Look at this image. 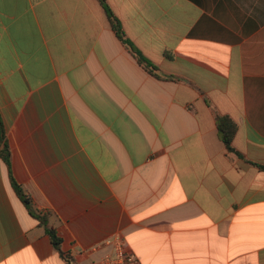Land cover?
<instances>
[{"label": "crops", "instance_id": "0c3cea01", "mask_svg": "<svg viewBox=\"0 0 264 264\" xmlns=\"http://www.w3.org/2000/svg\"><path fill=\"white\" fill-rule=\"evenodd\" d=\"M0 113L78 264L118 237L140 264H264V0H0ZM0 264H68L1 156Z\"/></svg>", "mask_w": 264, "mask_h": 264}, {"label": "trees", "instance_id": "16d2710c", "mask_svg": "<svg viewBox=\"0 0 264 264\" xmlns=\"http://www.w3.org/2000/svg\"><path fill=\"white\" fill-rule=\"evenodd\" d=\"M100 1L104 4L106 3V0H100ZM107 13L113 30L118 34L119 38L122 40L124 45H126V47L130 50V52L134 54L139 64L148 71H150L154 76L159 77V75L156 72L157 68L152 66L143 57V55L133 47L131 42L126 38L120 21L116 18V16L112 13V11L108 7H107ZM217 124H218L219 137L222 140V142L225 144L226 148L230 152L236 153L238 156L245 158L233 146V141L238 129L237 124L231 118L223 117V116L218 117ZM0 156L10 170L11 183L14 188V191L16 192L17 196L22 200V202L26 206L31 216L39 220L41 225L46 229V232L52 241V245L55 251L58 252L67 261L68 264H78V262L75 260L73 256H71L69 253L64 252L63 239L58 233V230L53 226H51L49 220V214L47 215L37 214L33 209L30 196L25 192L23 187L16 181L12 170L11 148L7 138L6 128L1 113H0ZM252 165L264 171V166L253 163Z\"/></svg>", "mask_w": 264, "mask_h": 264}, {"label": "built area", "instance_id": "2783aa9c", "mask_svg": "<svg viewBox=\"0 0 264 264\" xmlns=\"http://www.w3.org/2000/svg\"><path fill=\"white\" fill-rule=\"evenodd\" d=\"M108 245L112 248L111 253L95 264H140L138 258L125 248L120 237L108 241Z\"/></svg>", "mask_w": 264, "mask_h": 264}]
</instances>
